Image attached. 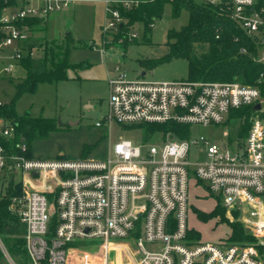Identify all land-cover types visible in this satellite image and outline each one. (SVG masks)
I'll use <instances>...</instances> for the list:
<instances>
[{
	"label": "built area",
	"instance_id": "2783aa9c",
	"mask_svg": "<svg viewBox=\"0 0 264 264\" xmlns=\"http://www.w3.org/2000/svg\"><path fill=\"white\" fill-rule=\"evenodd\" d=\"M1 1L4 6L1 10ZM74 0H0V78L10 76L20 60L35 56L28 48L24 19L46 20L67 10ZM218 7L258 46L253 59L264 64V7L255 0H194ZM102 33L116 31L122 20L109 0ZM124 7L131 3L124 1ZM107 112L97 126L174 121L220 125L230 110L260 104L250 116L246 138L212 143L207 138L167 139L145 152L129 140L109 147L103 159L28 158L21 139L16 152L0 144V179L7 171L19 177L18 215L25 226L24 245L30 264H89L71 243L96 238L116 251L118 264H264V99L258 86L238 81L128 79L119 64L107 72ZM3 103L0 101V106ZM14 125L0 118V138H11ZM170 138V137H168ZM203 145L205 159L191 163V146ZM200 182L226 208H248L243 222L253 243L190 239L189 189ZM52 197V207L49 201ZM52 216L55 218L50 230ZM137 231V233H135ZM145 243L156 247L146 249ZM105 259V260H104Z\"/></svg>",
	"mask_w": 264,
	"mask_h": 264
},
{
	"label": "rangeland",
	"instance_id": "374dc122",
	"mask_svg": "<svg viewBox=\"0 0 264 264\" xmlns=\"http://www.w3.org/2000/svg\"><path fill=\"white\" fill-rule=\"evenodd\" d=\"M187 18L188 12L185 9L181 10L178 17H172L171 5L167 4L162 17L154 20L148 33H144L141 23L132 24L128 31L129 43L124 46L112 44L116 31L107 32L105 35L102 33V28L107 22L102 0H74L67 10L50 16L45 38L49 41L60 40L65 33L70 32L73 40L68 60L79 67L68 70L70 79L56 83H40L35 92L23 93L15 101L17 115L29 114L30 117H41L50 122V127L43 137L26 143L30 156L38 159H103L107 156L109 147L121 140H129L145 152L150 144L179 139L176 136L168 138V135L163 138L156 132L145 133L144 127L118 122H112L109 127L105 123L97 126L96 122L101 121L107 112L109 88L106 70L112 69L116 64L121 66L128 79L190 80L187 78V62L184 59L173 58L155 66L146 64L167 52V31L178 30L186 24ZM103 35L110 43L107 48L103 45ZM39 54L40 52H35V56ZM142 72L145 74L141 75ZM24 76L25 71L21 64H18L10 76L0 78V101L3 104L14 97L15 85ZM231 121L227 119L220 125H190L189 137H204L216 144L229 141V147L233 149L239 138L231 131ZM202 147L201 143L197 147H190L188 159L191 163L205 159V154L200 152ZM10 180L13 187L20 184V194L15 197H21L23 190L19 177L9 171L0 179V196L5 194ZM203 192H206L205 196L201 197ZM197 193L201 196H196ZM216 200L217 196L205 191L201 185L190 190L188 220L194 226L190 227V231L192 235L197 233L200 240L217 241L224 237L231 239V223H241L246 229L243 218L247 215L248 208L236 205L232 208L223 207L220 212ZM49 201L52 207V197H49ZM19 208V204L11 202L12 213L18 215ZM71 246L81 249L88 257L89 264L104 262L106 248L96 238L76 239ZM145 246L149 250L156 248L151 243H145ZM79 249L75 253L77 257L81 256ZM108 257L112 262L119 263L113 249L109 250ZM0 264H19L1 238ZM26 264H30L28 259ZM67 264H78V259L69 258Z\"/></svg>",
	"mask_w": 264,
	"mask_h": 264
},
{
	"label": "trees",
	"instance_id": "16d2710c",
	"mask_svg": "<svg viewBox=\"0 0 264 264\" xmlns=\"http://www.w3.org/2000/svg\"><path fill=\"white\" fill-rule=\"evenodd\" d=\"M103 1V0H102ZM118 9L121 24L114 33L112 44L124 45L128 42V31L134 23L143 25L144 33H148L154 20L160 19L167 4L171 5V16L176 18L182 9L188 12L186 24L178 30L167 31V52L161 57L146 64L155 66L159 63L181 58L187 62V78L189 81H238L246 85L258 86L264 99V64L253 59L258 46L246 36L232 20L218 7L199 4L194 0H109ZM130 2V7L122 6V2ZM4 6L1 1V10ZM256 7H264L262 0H255ZM23 24L29 31L26 41L28 48L35 47L39 56H26L19 62L25 71L24 78L15 85L14 97L0 106V118L14 125L11 138H0V144L8 153L16 152L17 143L23 139L25 143L43 137L50 127L45 118L22 116L15 112V101L23 93H33L40 83H56L68 80V70L79 67L68 60L69 48L72 44L71 33L68 32L60 40L45 38L46 20L24 19ZM105 48L109 42L102 36ZM254 113L253 105H247L229 111L225 120L231 121V131L239 142L248 133L249 118ZM131 126L144 127L145 133H160L163 138L176 136L179 139L189 138L190 125L174 121L164 123H140ZM28 146V145H27ZM25 156L30 158L29 147ZM200 183V182H198ZM20 194V184L9 181L5 194L0 196V238L12 257L19 264H26L28 259L25 245V226L20 217L10 211L12 198ZM51 197V196H49ZM218 210L223 211L219 198L216 200ZM220 206V207H219ZM55 225L52 216L50 230ZM232 235L229 242L253 243L254 237L244 229L241 223H231ZM137 233V231L135 232ZM195 235V236H194ZM188 231L190 239H199L198 234Z\"/></svg>",
	"mask_w": 264,
	"mask_h": 264
},
{
	"label": "crops",
	"instance_id": "0c3cea01",
	"mask_svg": "<svg viewBox=\"0 0 264 264\" xmlns=\"http://www.w3.org/2000/svg\"><path fill=\"white\" fill-rule=\"evenodd\" d=\"M262 1H264V0H262ZM263 3H264V2H263ZM58 13H61V12H58ZM53 14H55V13H53ZM53 14H51L50 16H52ZM50 16H49V17H50ZM49 17L46 19V27H47V21H48ZM67 33H68V32H67ZM65 34H66V33H65ZM65 34H64V35H65ZM17 67H18V66H16V68H17ZM14 70H15V69H14ZM107 72H108V70H106V75H107ZM68 77H69V75H68ZM69 79H70V77H69ZM199 185H201L202 188H203L205 191H207L206 187H205L203 184H201V183H194V181H192V182H191L190 189H189V208H190V190H191V188H193V187H194V188H196V187L199 188ZM203 193H204V194H201V193H200L202 196H201V195H198L199 193H197L196 196L204 197L206 192H203ZM188 222H189V220H188ZM189 226H190V227H191V226L194 227V226L191 225L190 223H189Z\"/></svg>",
	"mask_w": 264,
	"mask_h": 264
},
{
	"label": "water",
	"instance_id": "95a60500",
	"mask_svg": "<svg viewBox=\"0 0 264 264\" xmlns=\"http://www.w3.org/2000/svg\"><path fill=\"white\" fill-rule=\"evenodd\" d=\"M145 73L144 72H142V74L141 75H144ZM254 108L255 109H259L260 108V104L259 103H256L255 105H254Z\"/></svg>",
	"mask_w": 264,
	"mask_h": 264
}]
</instances>
